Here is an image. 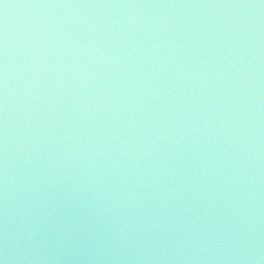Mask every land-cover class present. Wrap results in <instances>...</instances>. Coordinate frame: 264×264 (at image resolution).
I'll use <instances>...</instances> for the list:
<instances>
[{"label":"water","instance_id":"water-1","mask_svg":"<svg viewBox=\"0 0 264 264\" xmlns=\"http://www.w3.org/2000/svg\"><path fill=\"white\" fill-rule=\"evenodd\" d=\"M0 264H264V0H0Z\"/></svg>","mask_w":264,"mask_h":264}]
</instances>
